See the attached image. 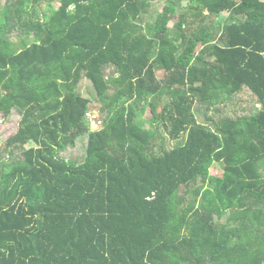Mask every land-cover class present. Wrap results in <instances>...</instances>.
I'll list each match as a JSON object with an SVG mask.
<instances>
[{"label": "trees", "instance_id": "1", "mask_svg": "<svg viewBox=\"0 0 264 264\" xmlns=\"http://www.w3.org/2000/svg\"><path fill=\"white\" fill-rule=\"evenodd\" d=\"M151 4L1 3L21 158L0 161V264H264V0H168L147 23ZM196 105L226 116L204 125ZM162 127L185 139L167 149ZM82 138L85 157H61Z\"/></svg>", "mask_w": 264, "mask_h": 264}, {"label": "rangeland", "instance_id": "2", "mask_svg": "<svg viewBox=\"0 0 264 264\" xmlns=\"http://www.w3.org/2000/svg\"><path fill=\"white\" fill-rule=\"evenodd\" d=\"M4 1L5 0H0V5ZM151 1H152L151 8L145 12L146 15L144 16L145 22H147V23L154 22L157 15L164 10L165 6L168 3V0H151ZM47 11L50 12L49 9H47ZM227 16H228L227 13H224L222 15V17L220 18V20H224ZM211 23H213V20L211 21ZM172 25L173 24L171 23L170 24L171 28L173 27ZM25 40L27 43H31L33 41V38H27L26 37L23 40V42H25ZM12 43H14L15 49H17V50L21 49V47H22L21 46V44H22L21 40L16 38V39H13ZM77 90L83 97L91 100L94 103V105L97 104L96 102L98 101V98H97L96 92L94 90V87H93L91 81H89L88 79H86L84 77L81 80V82L79 83ZM167 99L168 98L165 97L163 99V103ZM240 99L243 101V103L246 105V107L249 104L254 103V101L251 100V95L248 91L245 94H243ZM233 112L235 113L236 111L230 110L228 113H233ZM194 113L196 115L198 122L202 123L204 125H212L213 122H219L224 116H226V110H224L219 105L215 106L213 108H207V106L196 105L194 108ZM142 118L143 119H150L151 118V114H150L149 110H146V112L144 113ZM99 119H100V113L97 110H94L92 115H91V128H92V130H96L100 127V123L98 122ZM20 120H21V115L18 111H14L12 116L9 117L8 119H4L2 114L0 113V161L3 163L9 162L10 160L15 161V160H18L21 158L20 154H18L17 156L15 155V157H11V155L8 152H6V150H5L6 141H7L8 137H10L11 135H13L16 132ZM161 135L166 140V148L167 149L175 148L180 141H183L185 139V136L180 141L170 139L169 133L164 127L161 128ZM86 144H87L86 139L82 138L81 140H79L76 147L68 148L67 150L63 151L61 153V157L65 158V159H71L72 157H78V158L85 157V155H86ZM212 173L213 174H221L222 173V165L221 164H215L212 168ZM189 197H191V195ZM227 218H228V216L224 217L222 220H220V222H225Z\"/></svg>", "mask_w": 264, "mask_h": 264}, {"label": "built area", "instance_id": "3", "mask_svg": "<svg viewBox=\"0 0 264 264\" xmlns=\"http://www.w3.org/2000/svg\"><path fill=\"white\" fill-rule=\"evenodd\" d=\"M263 56H264V52H263Z\"/></svg>", "mask_w": 264, "mask_h": 264}]
</instances>
